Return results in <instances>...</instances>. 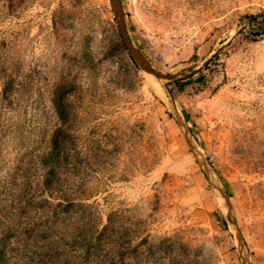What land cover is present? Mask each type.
<instances>
[{
  "label": "rangeland",
  "instance_id": "374dc122",
  "mask_svg": "<svg viewBox=\"0 0 264 264\" xmlns=\"http://www.w3.org/2000/svg\"><path fill=\"white\" fill-rule=\"evenodd\" d=\"M120 2L144 62L173 78L139 69L110 0H0L23 92L1 114L5 169L54 132L63 99L99 228L113 223L103 242L146 236L148 264H264V0Z\"/></svg>",
  "mask_w": 264,
  "mask_h": 264
},
{
  "label": "trees",
  "instance_id": "16d2710c",
  "mask_svg": "<svg viewBox=\"0 0 264 264\" xmlns=\"http://www.w3.org/2000/svg\"><path fill=\"white\" fill-rule=\"evenodd\" d=\"M15 67L0 50V119L2 111L19 105L23 93ZM60 101L54 107L57 128L44 134L40 146H27L12 171L5 169L0 149V264H72L74 254L80 257L74 264H148L142 257L137 260L136 253L148 244L146 236L138 243L103 242L105 229L113 223L108 218L99 228L94 203L89 202L96 170L85 154L68 146L69 107ZM11 131V124L0 120V145Z\"/></svg>",
  "mask_w": 264,
  "mask_h": 264
},
{
  "label": "water",
  "instance_id": "95a60500",
  "mask_svg": "<svg viewBox=\"0 0 264 264\" xmlns=\"http://www.w3.org/2000/svg\"><path fill=\"white\" fill-rule=\"evenodd\" d=\"M112 8H113V12L114 15L116 17L118 26L120 28V33L123 39V42L127 48V51L129 52V54L131 55V57L134 59L135 63L137 64V66L139 67V69L143 72H147V73H151L154 74L160 78H165V79H171L173 78V75H164L161 74L159 71H157L156 69L148 66L144 60L143 57L141 56V54L138 52V50L135 48V46L133 45V42L129 36V32L127 29V25L125 22V17L124 14L122 12V7H121V2L120 0H110Z\"/></svg>",
  "mask_w": 264,
  "mask_h": 264
}]
</instances>
